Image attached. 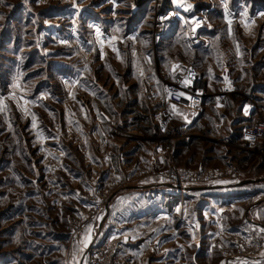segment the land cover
Masks as SVG:
<instances>
[{
    "label": "rangeland",
    "instance_id": "1",
    "mask_svg": "<svg viewBox=\"0 0 264 264\" xmlns=\"http://www.w3.org/2000/svg\"><path fill=\"white\" fill-rule=\"evenodd\" d=\"M164 2L0 0V264H84L91 243H83L85 234L114 197L113 179L160 181L157 158L163 151L166 166L176 164L185 176L234 163L248 169L241 181L261 178L250 161L214 163L224 154L215 138L233 119L227 108V117L212 107L196 119L189 115L188 126L175 118L164 133L154 125L151 115L173 79L175 60L198 59L205 74L213 62L216 69L225 63L193 49L184 28L158 40L153 14ZM212 25L209 20L207 28ZM241 181L194 186L225 184L196 196L189 192L192 200L174 211L171 221L180 226L174 244L184 248L180 264H241L222 251L232 249V234L251 221L264 224V181L237 186ZM101 190L113 194L83 238L73 240L81 194ZM200 206H206L203 217ZM183 215L193 223L196 216V226L182 223ZM196 227L212 252L194 260ZM116 238L122 240H101ZM129 256L132 264H148Z\"/></svg>",
    "mask_w": 264,
    "mask_h": 264
},
{
    "label": "crops",
    "instance_id": "2",
    "mask_svg": "<svg viewBox=\"0 0 264 264\" xmlns=\"http://www.w3.org/2000/svg\"><path fill=\"white\" fill-rule=\"evenodd\" d=\"M191 1L196 9L211 1L214 2L209 19L213 25L202 33L208 45L192 48L202 52L205 57L212 56L215 60L223 57L225 60L223 67L218 69L213 62L211 68L213 71L208 74L200 69L198 59L192 62L202 72L208 91L211 93L220 92L223 83L229 79L233 80V89L227 95L229 104L226 101L225 107L232 113L233 119L229 122L228 131L226 130L215 138L219 150H224V154H220L219 159L214 163L216 166H224L232 160L241 161L243 164L250 161L249 165L252 169H249L259 174L255 177L264 178V152H262L264 146L262 144L253 151L240 150L241 152L237 153L234 150L239 142L242 129L251 122L255 109L264 110V20L257 23L252 19L254 10L264 7V0ZM171 8L170 0H166L163 10L168 11ZM179 28H183L180 22L170 23L164 38L174 36L176 34L174 31H178ZM221 40L224 41L221 45V47L224 46V50L215 45ZM209 107L215 109L220 116H228L225 108L216 106L211 99L206 101L204 112ZM200 116L201 114L197 117ZM234 126L237 130H234ZM224 186L225 184H219L204 191L217 190ZM175 190L171 183L159 180L145 183L128 182L116 189L111 202L105 207L104 214L97 219L98 224L96 225L94 221L95 224L93 223L88 230L92 237L90 244L109 236H119L125 242L129 255L136 259L146 258L148 264H180L184 248L182 244H174L175 240L178 242L180 240L178 232L180 226L171 221L176 202L168 199ZM198 191L202 190L189 192L196 196ZM197 212L199 217H203L207 213L206 206H200ZM196 223L195 216L193 227ZM255 223L257 224L251 221V224ZM191 235L195 243L194 260L209 257L212 247L205 245V235L201 234L197 227L196 232ZM230 263L229 261L228 264ZM252 264H264V254Z\"/></svg>",
    "mask_w": 264,
    "mask_h": 264
},
{
    "label": "built area",
    "instance_id": "3",
    "mask_svg": "<svg viewBox=\"0 0 264 264\" xmlns=\"http://www.w3.org/2000/svg\"><path fill=\"white\" fill-rule=\"evenodd\" d=\"M138 1L131 0V3L134 6L138 4ZM157 1L152 0L151 5H155ZM170 2L172 8L168 11L161 9V3L157 5V11L153 14L154 36L158 40L164 39L169 24L178 21L184 28L185 37L191 46L208 45L202 33L209 24L214 3L196 9L191 0H182L181 4H178L176 0H170ZM188 5L191 7L189 8ZM262 18H264V7L256 8L252 14V19L256 22ZM176 65L179 67L173 71V67ZM172 72L173 79L164 86L162 104L151 115L154 125L160 132H167L171 121L175 118H178L184 126H188L191 120L187 117L193 115L195 118L202 114L206 101L209 99L216 106L226 107L227 95L233 89L232 79L223 83L220 92L211 93L208 91L202 72L194 62L175 60L172 65ZM186 80L190 83H185ZM178 93H184V95L179 96ZM173 105L176 106L175 109H173ZM110 131H113L112 127ZM260 144L264 146V110L257 108L251 117V122L242 129L236 146L243 151H253ZM164 153L163 151L158 155L157 161L160 168L157 173L160 181L171 183L176 189L168 197L170 201L176 202L174 206L176 213L183 211L187 200L191 199L189 188L229 180L241 181L248 173V169L240 170L231 164L228 168L214 169L206 174L185 176L175 166H172L173 168L166 166ZM113 186L115 192V189L124 186L123 180L115 177ZM112 194L113 191L111 190H101L92 195L88 194L89 196L81 194L83 206L79 218L74 222L71 234L73 240L80 241L83 238L86 229L92 224L95 217L103 211ZM181 220L188 226H194L193 221L187 215H183ZM262 229H264V225L255 223L236 231L232 234V249L222 251L223 254L228 260H235L241 264H252L255 260L260 259L264 254V231H261ZM129 257L123 240L119 238L107 239L94 242L86 248L84 264H132Z\"/></svg>",
    "mask_w": 264,
    "mask_h": 264
},
{
    "label": "snow or ice",
    "instance_id": "4",
    "mask_svg": "<svg viewBox=\"0 0 264 264\" xmlns=\"http://www.w3.org/2000/svg\"><path fill=\"white\" fill-rule=\"evenodd\" d=\"M176 2H177L178 4H181V3H182V0H176ZM188 7L190 8L191 5H188ZM229 24H231V21H229ZM229 30H230V29H229ZM112 39L115 40V37H113ZM178 67H179V65L174 66V67H173V71H175L176 68H178ZM141 75H142V73H141ZM185 83H190V81L186 80ZM15 87H19V84L17 83V84L15 85ZM178 95H179V96H183L184 93H178ZM21 99H23V98L21 97ZM24 103H25V105H27L28 101L25 100ZM3 106H4V105H3V101H0V108H2ZM172 107H173V109L176 108L175 105H173ZM25 111H27V108H25ZM34 126H35V124H34ZM178 211H179V209H178ZM261 231H264V229H262ZM91 239H92V237H91V233H90V231H89L88 233L85 234V238H84L83 243H84L85 245H87L88 243L91 242Z\"/></svg>",
    "mask_w": 264,
    "mask_h": 264
},
{
    "label": "water",
    "instance_id": "5",
    "mask_svg": "<svg viewBox=\"0 0 264 264\" xmlns=\"http://www.w3.org/2000/svg\"><path fill=\"white\" fill-rule=\"evenodd\" d=\"M263 180H264V178H262V179L243 180V181L237 183L236 185L237 186H243V185H248V184H256V183H259V182H261ZM210 188L211 187H191L188 190L189 191H194V190H207V189H210Z\"/></svg>",
    "mask_w": 264,
    "mask_h": 264
},
{
    "label": "trees",
    "instance_id": "6",
    "mask_svg": "<svg viewBox=\"0 0 264 264\" xmlns=\"http://www.w3.org/2000/svg\"><path fill=\"white\" fill-rule=\"evenodd\" d=\"M164 11H166V10H164Z\"/></svg>",
    "mask_w": 264,
    "mask_h": 264
}]
</instances>
